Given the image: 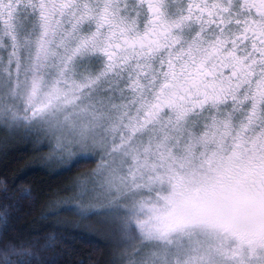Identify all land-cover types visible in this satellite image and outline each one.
Segmentation results:
<instances>
[{"label":"snow or ice","instance_id":"1","mask_svg":"<svg viewBox=\"0 0 264 264\" xmlns=\"http://www.w3.org/2000/svg\"><path fill=\"white\" fill-rule=\"evenodd\" d=\"M0 264H264V0H0Z\"/></svg>","mask_w":264,"mask_h":264},{"label":"trees","instance_id":"2","mask_svg":"<svg viewBox=\"0 0 264 264\" xmlns=\"http://www.w3.org/2000/svg\"><path fill=\"white\" fill-rule=\"evenodd\" d=\"M15 155L19 160L18 168L25 169L30 179L34 180L37 184H43L52 195H65V193L60 192L59 189L66 186L67 181L75 175V172H65L60 176H49L44 168L43 161L39 160L38 155L26 144L20 145ZM33 223V218L29 217L27 220H21L20 226L27 230L33 226ZM35 226H38V224ZM91 229L92 225L89 222H78L75 230L89 232ZM84 258H87L86 245Z\"/></svg>","mask_w":264,"mask_h":264}]
</instances>
